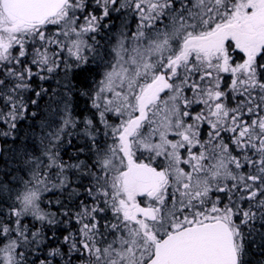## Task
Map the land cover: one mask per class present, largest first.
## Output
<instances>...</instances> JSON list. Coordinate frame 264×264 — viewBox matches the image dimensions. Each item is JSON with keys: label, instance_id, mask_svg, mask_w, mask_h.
Returning a JSON list of instances; mask_svg holds the SVG:
<instances>
[{"label": "snow or ice", "instance_id": "6c2138e0", "mask_svg": "<svg viewBox=\"0 0 264 264\" xmlns=\"http://www.w3.org/2000/svg\"><path fill=\"white\" fill-rule=\"evenodd\" d=\"M0 264H264V0H0Z\"/></svg>", "mask_w": 264, "mask_h": 264}]
</instances>
